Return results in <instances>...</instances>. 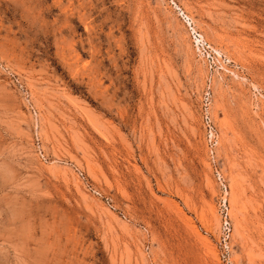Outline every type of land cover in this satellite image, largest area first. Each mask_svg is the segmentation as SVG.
I'll return each instance as SVG.
<instances>
[{
	"label": "rangeland",
	"instance_id": "1",
	"mask_svg": "<svg viewBox=\"0 0 264 264\" xmlns=\"http://www.w3.org/2000/svg\"><path fill=\"white\" fill-rule=\"evenodd\" d=\"M0 264H264V0H0Z\"/></svg>",
	"mask_w": 264,
	"mask_h": 264
},
{
	"label": "built area",
	"instance_id": "2",
	"mask_svg": "<svg viewBox=\"0 0 264 264\" xmlns=\"http://www.w3.org/2000/svg\"><path fill=\"white\" fill-rule=\"evenodd\" d=\"M205 123L207 124V126L211 127V119L209 117V115H206L205 117ZM210 133V143L211 145L214 143L215 141V132L213 131L212 127H211V130L209 131ZM218 179L221 181V183L224 185V187L226 188V184H225V180H224V177L223 175L219 172V175H218ZM223 214L224 216V221H223V235L225 236V243H224V248H223V255H224V258L227 262H229V243H228V237L230 235V231H231V222H230V219L228 218V211H227V207H226V202L223 203Z\"/></svg>",
	"mask_w": 264,
	"mask_h": 264
}]
</instances>
